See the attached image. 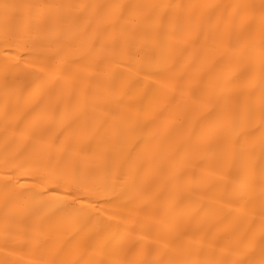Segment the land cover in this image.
Instances as JSON below:
<instances>
[{
	"label": "bare ground",
	"instance_id": "1",
	"mask_svg": "<svg viewBox=\"0 0 264 264\" xmlns=\"http://www.w3.org/2000/svg\"><path fill=\"white\" fill-rule=\"evenodd\" d=\"M0 264H264V0H0Z\"/></svg>",
	"mask_w": 264,
	"mask_h": 264
}]
</instances>
